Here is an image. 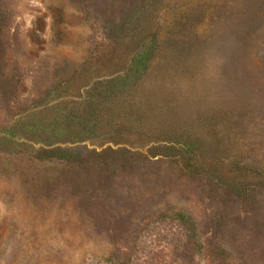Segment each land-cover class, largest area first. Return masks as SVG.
Listing matches in <instances>:
<instances>
[{
    "label": "rangeland",
    "instance_id": "1",
    "mask_svg": "<svg viewBox=\"0 0 264 264\" xmlns=\"http://www.w3.org/2000/svg\"><path fill=\"white\" fill-rule=\"evenodd\" d=\"M0 264H264V0H0Z\"/></svg>",
    "mask_w": 264,
    "mask_h": 264
},
{
    "label": "trees",
    "instance_id": "2",
    "mask_svg": "<svg viewBox=\"0 0 264 264\" xmlns=\"http://www.w3.org/2000/svg\"><path fill=\"white\" fill-rule=\"evenodd\" d=\"M149 61V54L146 50L138 53L132 62L130 63L127 73L123 76H119L113 80H108L105 82H100L97 84L95 89H99V96H111L121 92L123 89L129 87L138 77H140L145 69L147 68ZM55 126L52 131L50 126L44 128V132L48 134V142L57 140L63 136L62 131L63 127L74 126L72 130L78 129L81 125H85L87 122V114L85 111L74 113V116L71 114H59L54 119ZM93 129V128H91ZM77 134L80 132L75 131ZM8 138L12 140L14 138L13 131L8 133ZM181 219L185 220V217L181 216Z\"/></svg>",
    "mask_w": 264,
    "mask_h": 264
}]
</instances>
